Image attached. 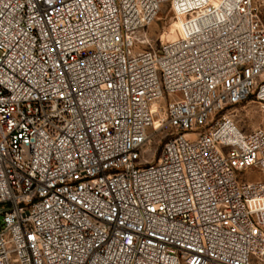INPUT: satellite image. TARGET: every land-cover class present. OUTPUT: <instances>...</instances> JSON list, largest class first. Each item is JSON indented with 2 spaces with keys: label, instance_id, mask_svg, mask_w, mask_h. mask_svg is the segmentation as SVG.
Instances as JSON below:
<instances>
[{
  "label": "built area",
  "instance_id": "built-area-1",
  "mask_svg": "<svg viewBox=\"0 0 264 264\" xmlns=\"http://www.w3.org/2000/svg\"><path fill=\"white\" fill-rule=\"evenodd\" d=\"M164 4L184 37L140 50ZM251 97L264 0H0V264H264Z\"/></svg>",
  "mask_w": 264,
  "mask_h": 264
},
{
  "label": "rangeland",
  "instance_id": "rangeland-1",
  "mask_svg": "<svg viewBox=\"0 0 264 264\" xmlns=\"http://www.w3.org/2000/svg\"><path fill=\"white\" fill-rule=\"evenodd\" d=\"M162 8V13L159 16V19L145 32L147 39H149L150 42L142 44L140 46V50H146L158 46L161 42V38L163 39V37L165 40H174L181 37L182 34H185L186 16L173 17L171 11H169V4H164ZM141 34L144 39L145 34ZM224 112L231 116L245 133H250L256 129L264 130V109L255 97H251L241 103L229 106ZM173 132V129L168 128L167 130L159 133L150 145L149 150L144 153V157L149 159L151 163H157L161 157L165 140L170 137L169 134ZM239 178L243 180H258L262 177L259 172L255 173L251 171L239 174ZM1 221L2 216H0V222Z\"/></svg>",
  "mask_w": 264,
  "mask_h": 264
},
{
  "label": "bare ground",
  "instance_id": "bare-ground-1",
  "mask_svg": "<svg viewBox=\"0 0 264 264\" xmlns=\"http://www.w3.org/2000/svg\"><path fill=\"white\" fill-rule=\"evenodd\" d=\"M179 17H185V16H179ZM141 33H143L142 31H137V32H135L134 33V36H135V38L137 39V40H143V38H142V34ZM184 35L185 34H182L181 35V37H179V38H177V39H181V38H183L184 37ZM177 39H174V40H177Z\"/></svg>",
  "mask_w": 264,
  "mask_h": 264
},
{
  "label": "water",
  "instance_id": "water-1",
  "mask_svg": "<svg viewBox=\"0 0 264 264\" xmlns=\"http://www.w3.org/2000/svg\"><path fill=\"white\" fill-rule=\"evenodd\" d=\"M0 212H1V209H0Z\"/></svg>",
  "mask_w": 264,
  "mask_h": 264
}]
</instances>
